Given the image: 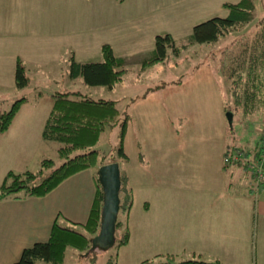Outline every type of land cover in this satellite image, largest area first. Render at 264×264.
<instances>
[{
    "label": "crops",
    "instance_id": "crops-1",
    "mask_svg": "<svg viewBox=\"0 0 264 264\" xmlns=\"http://www.w3.org/2000/svg\"><path fill=\"white\" fill-rule=\"evenodd\" d=\"M150 3L149 0H0V87H16L17 59L23 62L25 53L29 55L40 47L49 48L50 55L55 57L66 44L65 48H71L70 58L73 56L76 61L83 62L101 60L102 55L98 58L101 45L108 43L125 63L126 53L131 52L130 35L142 29L137 26L141 25ZM155 35L150 36L149 42L154 41ZM74 39L80 46L78 54L72 50ZM92 39L96 40L93 48ZM93 51L96 56L89 58ZM240 72V78L235 69L227 73L229 99L234 104L239 94L240 104L246 97L235 87V81L244 86L248 79V71ZM258 78L256 75L250 86H257ZM235 89H238L237 94H234ZM12 102L2 93L0 103L4 108L0 111L7 110ZM51 105L40 113L37 104L30 106L28 100L22 102L12 123L3 132L2 140L8 136V139L14 137L13 140L26 136L28 143L31 138L42 137ZM236 109L230 108L232 116L237 115L241 123L240 135L234 137L235 141H229L221 132L222 137H218L215 145L201 143L206 138L199 135L195 139L198 140L196 146L184 152L176 146L162 148L160 167L165 179L161 183L165 190L151 196L149 171H145L142 183L148 194L141 216L143 221L139 225H144L146 242L161 249L155 248L158 252L154 256L172 254V261L177 262L174 259L181 249L193 257L211 253L218 258L203 260L219 264H264V184L256 188L249 170L243 165L223 162L225 151L231 145H239L250 152L254 149L264 126V109L244 110L243 106ZM222 110L225 113L229 109L222 107ZM253 117L263 121L258 124V130L250 126L255 124ZM200 132L207 134V131ZM212 132L214 136L216 131ZM12 145L13 141L5 142L3 149ZM176 151L184 153L180 160L171 156ZM6 169L5 172L12 170L10 166ZM94 173L88 168L73 174L41 197L0 199L1 252L15 248L21 253L24 247L46 240L60 215L70 224L85 222L96 192ZM128 183L133 196L137 184L130 175ZM130 240L129 234L127 243ZM246 240L250 242V252L243 256L240 249Z\"/></svg>",
    "mask_w": 264,
    "mask_h": 264
},
{
    "label": "rangeland",
    "instance_id": "rangeland-1",
    "mask_svg": "<svg viewBox=\"0 0 264 264\" xmlns=\"http://www.w3.org/2000/svg\"><path fill=\"white\" fill-rule=\"evenodd\" d=\"M149 1L152 4L150 3L143 21L140 22L141 25L137 26L142 29L130 35L131 52L126 53L125 56L126 71L123 73L122 81L113 89L102 85L86 84L81 77L70 78L68 62L71 48H65L66 44L55 57L50 55L51 51L45 47L34 49L29 55L25 53L26 58L23 59L22 64L28 84L23 88L0 87V95L2 93L4 96L7 95V100L14 101L24 97L28 100V105L37 104L40 113L45 107L51 105L50 94L57 90H79L95 99L115 100L120 113L119 120L114 125L106 127L93 146L107 154V161L110 159L109 154L116 155L120 142L121 124L124 116L127 114L129 116L123 142L127 158L117 160L121 174L126 180L120 197L127 198V203L130 201L127 211L125 212L126 208L120 210L118 218L128 225L131 240L125 246L95 249L93 251L95 259L87 258L81 254V251L70 246L66 250L62 264H107L110 260L115 264H142L146 259H154L159 264V257L154 255L161 249L151 245V242H146L144 225H139L143 221L141 216H143L145 197L148 194L142 183L145 171H149L151 196L156 195L165 190L161 183L165 178L160 167L164 146H176L178 150L184 152V149L196 146L198 140L195 139L199 135L200 138H206L201 143L210 145H215L218 137H222L221 132L229 141L239 138L241 123L237 115L232 116L233 128H231L226 111L223 113L222 110V107H227L229 110L232 108L233 111H237V105L229 99L227 73L238 67L248 69L253 63L260 73H256L259 77L258 83L264 76L261 71L264 69L262 67L264 64L259 59L264 55V52H261L264 51V0H255L256 8L251 21L220 36L212 43H191L190 37L194 25L212 17L226 16L228 8L224 3H235L238 0ZM74 11L77 9L74 8ZM164 33H170L176 45L181 48L184 46V48L179 54L169 48L164 60L142 68L143 58L154 46V41L149 42L150 36L153 38L155 34ZM126 40L129 41V37ZM91 41V48L96 47V40ZM73 42L72 50L75 49V53L78 54L80 46L75 39ZM93 54L94 51L88 57H95L96 55ZM99 57L101 58V54L98 55ZM241 59H243V68ZM252 81L253 79L248 76L246 80L248 85H251ZM246 82H244L245 85ZM238 88L243 89L241 86ZM40 98L42 99L39 100ZM254 100H264V88L257 90ZM254 107L264 109V102L254 103L250 109ZM3 108V104L0 103V110ZM253 122L255 124L250 126L258 130L260 126L258 124L263 121L261 118L253 117ZM200 131H207V134ZM212 131H216L214 136ZM2 135H4L3 132L0 133V182L8 166L14 171H37L41 167L42 159H52V167L42 166L44 168L42 176H45L62 161L57 154L59 143L56 141L44 140L40 136L36 140L31 138L27 143L26 136L15 140H13L14 137L8 139V136L7 139L2 140L4 137ZM12 141V146L3 149L5 142L9 144ZM171 156L180 160L184 153L179 154L176 151ZM97 167L92 169L95 171ZM128 175L131 176L134 184H137V186L133 184L135 186L133 196ZM173 190L176 191V189ZM58 223L84 232L81 224H70L62 215L58 217ZM123 231L122 226L118 228L115 231V237L119 238ZM249 252L250 242L246 240L240 249V255L246 256ZM19 255L20 251L15 248L3 249L2 252L0 249V264L13 262L19 258ZM192 257L178 249L174 260L178 262ZM195 258L214 260L218 257L211 253H204ZM38 264L49 263L39 261Z\"/></svg>",
    "mask_w": 264,
    "mask_h": 264
},
{
    "label": "trees",
    "instance_id": "trees-1",
    "mask_svg": "<svg viewBox=\"0 0 264 264\" xmlns=\"http://www.w3.org/2000/svg\"><path fill=\"white\" fill-rule=\"evenodd\" d=\"M224 5L228 8V14L226 16L212 17L194 25L190 37L191 43L215 42L220 36L227 34L239 26L245 25L254 17L256 8L255 0H238L235 3H224ZM169 48L176 54H179L184 46L182 48L177 46L170 33L156 34L154 37V48L143 59L142 68L150 67L156 62L164 60ZM100 50L102 55L101 60L79 62L72 56L68 64L69 77H81L86 84L102 85L113 89L117 83L122 81L123 73L126 71L124 69V59L117 57L108 43H103ZM261 52L263 53L264 51ZM259 59L264 64V55ZM242 64L243 59H241ZM243 66L241 67L243 68ZM262 67L264 68V65ZM235 70L239 74V78L241 76V70L248 71L247 75H249L250 79H253L256 73L260 74L253 63L249 65L248 69H240L238 67ZM261 71L264 75V69ZM14 80L17 88H23L28 84L25 68L19 58L15 64ZM259 80L257 86L249 85L248 87H246L247 82L246 85L241 86L239 81H235V87L238 88L241 86L243 89H240V93L242 92L246 96L244 103L240 104L241 96L239 94V97L236 98L237 106H243L244 110H250L254 104L255 93L258 89L264 88V76ZM250 84L254 83L251 82ZM250 89L252 90L250 91ZM237 92L238 89H235L234 94H237ZM50 97L52 105L44 122L41 135L44 140L59 143L57 154L62 161L45 176H42L43 167H52V159H42L41 167L37 171H7L0 183V199H19L32 196L41 197L49 193L73 174L88 168L99 167L104 163L118 161L117 159L124 160L127 158L123 142L129 119L128 114L124 116L121 124L120 142L116 150L117 156L115 154H109L110 159L107 161V154L93 147L98 142L102 131L106 127L114 125L119 120L120 113L115 100L104 98L95 99L79 90L70 89L54 91L50 94ZM24 101V97L15 99L7 110L0 111V132L8 129L16 112ZM227 111L232 114L231 110ZM233 146H229L225 154ZM245 153L249 155L250 151L245 150ZM240 165H243L248 170L246 162H242ZM96 171L95 169V196L87 219L81 224L84 232L55 221L51 226L49 236L46 240L37 241L30 246L24 247L17 260L6 264H38L39 261H45L49 264H62L66 250L70 246L81 251V254H84L87 258L95 259L93 257L95 254L93 251L95 249H91V240L99 230L102 206V189L98 182ZM125 181L124 175L121 174V189L125 186ZM129 206L130 201L127 203V198L123 199L120 197L119 211L126 208V212ZM125 223L117 216L116 230L122 226L124 231L119 238L115 237V243L113 245L115 247L125 245L129 240V229ZM158 257L160 258L159 264H219L195 257L173 262L172 254L159 255ZM107 264L115 263L110 260ZM142 264L157 263L154 259H146Z\"/></svg>",
    "mask_w": 264,
    "mask_h": 264
},
{
    "label": "water",
    "instance_id": "water-1",
    "mask_svg": "<svg viewBox=\"0 0 264 264\" xmlns=\"http://www.w3.org/2000/svg\"><path fill=\"white\" fill-rule=\"evenodd\" d=\"M232 124V114L226 112ZM102 189V206L98 233L91 240V249H107L115 243L116 221L120 206L121 170L118 161L104 163L96 171Z\"/></svg>",
    "mask_w": 264,
    "mask_h": 264
},
{
    "label": "built area",
    "instance_id": "built-area-1",
    "mask_svg": "<svg viewBox=\"0 0 264 264\" xmlns=\"http://www.w3.org/2000/svg\"><path fill=\"white\" fill-rule=\"evenodd\" d=\"M223 162L226 165L246 162L255 187L258 188L260 185L264 184V127L256 146L249 155H246L245 150L241 146L234 145L229 152L224 155Z\"/></svg>",
    "mask_w": 264,
    "mask_h": 264
}]
</instances>
